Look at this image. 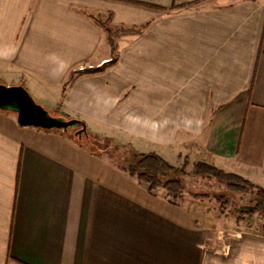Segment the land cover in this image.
Masks as SVG:
<instances>
[{
    "label": "crops",
    "instance_id": "obj_1",
    "mask_svg": "<svg viewBox=\"0 0 264 264\" xmlns=\"http://www.w3.org/2000/svg\"><path fill=\"white\" fill-rule=\"evenodd\" d=\"M0 79L93 135L264 189V0H0ZM0 264H264V233L208 228L0 111Z\"/></svg>",
    "mask_w": 264,
    "mask_h": 264
},
{
    "label": "rangeland",
    "instance_id": "obj_2",
    "mask_svg": "<svg viewBox=\"0 0 264 264\" xmlns=\"http://www.w3.org/2000/svg\"><path fill=\"white\" fill-rule=\"evenodd\" d=\"M100 21L104 27L106 39L113 53L114 38L118 35L119 30L113 28L104 18H101ZM0 84H4L2 79H0ZM7 86L17 85L9 84ZM27 92L37 104L48 110L52 116L61 117L66 120L70 119L61 115L58 109L51 110L46 108V103L39 99L40 96L39 94L37 95L36 92L30 90H27ZM76 130L77 128L68 129L64 134L73 141H80L81 144H87V141H91L93 149L99 154L108 156V159H110L114 166L120 168L122 166L127 167L129 153L132 151L129 146H124L111 139H105L101 137V134L93 135L92 126H89V131L87 130V137L84 135H81V137L76 136L74 133ZM168 162L177 169L178 173H176L175 176L181 180L184 187L183 193L177 197L169 196L161 189L155 190L170 204L173 203L176 207L194 213L197 218H200V222L208 228L213 229L216 227L233 226L237 227L238 230H258L264 233L262 230L264 222L263 217L258 213L252 212L256 193L255 188H248L245 193H234L227 188L228 183L226 182H222L215 178L194 175L193 168L195 164L186 158L169 159ZM120 163L122 166H119ZM214 168L224 174H234L223 169H218L217 167ZM234 175L239 176L237 174ZM243 179L248 181L250 185L256 186L249 180ZM196 195L203 197L195 198L194 196Z\"/></svg>",
    "mask_w": 264,
    "mask_h": 264
},
{
    "label": "trees",
    "instance_id": "obj_3",
    "mask_svg": "<svg viewBox=\"0 0 264 264\" xmlns=\"http://www.w3.org/2000/svg\"><path fill=\"white\" fill-rule=\"evenodd\" d=\"M75 142L93 154L104 155L97 153L93 149L91 141H87V144H81L80 141L77 140ZM119 166H122L121 163ZM118 168L126 172L129 176L136 178L138 182L144 184L148 192L161 189L164 190L167 195L177 197L184 191L181 180L175 176V174L178 173L177 169L156 154H140L132 150L129 153L127 167L122 166ZM193 173L196 176L215 178L222 182H226L228 183L227 188L234 193H245L248 188H255L256 193L252 212L260 214L264 219L263 188L252 186V184L250 185L248 181L239 176L224 174L216 168L204 163H196L193 168ZM194 197L200 198L203 196L196 195ZM262 230L264 232V222Z\"/></svg>",
    "mask_w": 264,
    "mask_h": 264
},
{
    "label": "water",
    "instance_id": "obj_4",
    "mask_svg": "<svg viewBox=\"0 0 264 264\" xmlns=\"http://www.w3.org/2000/svg\"><path fill=\"white\" fill-rule=\"evenodd\" d=\"M0 111L13 114L18 125L22 127L53 130L60 133L77 128L75 135L87 137L86 125L83 122L52 116L48 110L37 104L21 85L0 84Z\"/></svg>",
    "mask_w": 264,
    "mask_h": 264
},
{
    "label": "flooded vegetation",
    "instance_id": "obj_5",
    "mask_svg": "<svg viewBox=\"0 0 264 264\" xmlns=\"http://www.w3.org/2000/svg\"><path fill=\"white\" fill-rule=\"evenodd\" d=\"M75 133V132H74ZM77 136V135H76Z\"/></svg>",
    "mask_w": 264,
    "mask_h": 264
}]
</instances>
